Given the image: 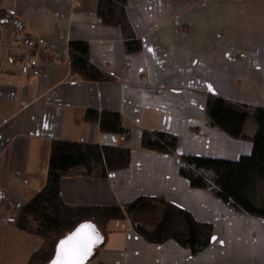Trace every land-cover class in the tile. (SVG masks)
<instances>
[{
    "label": "crops",
    "instance_id": "crops-1",
    "mask_svg": "<svg viewBox=\"0 0 264 264\" xmlns=\"http://www.w3.org/2000/svg\"><path fill=\"white\" fill-rule=\"evenodd\" d=\"M98 0H0V264H28L42 239L16 227L22 207L46 182L54 141L128 148L125 169L104 179L60 181L70 207H120L162 198L212 227L192 256L173 241L157 246L127 221H112L88 264H264V222L229 211L178 175L177 159L141 150L142 132L177 139V154L237 161L251 153L204 121L207 94L264 107V0H126L141 49L96 16ZM183 30V31H182ZM33 40V51L24 40ZM85 42L92 65L112 78L71 75L68 45ZM120 115L128 138L103 134L85 112ZM252 118L244 133L253 135Z\"/></svg>",
    "mask_w": 264,
    "mask_h": 264
},
{
    "label": "trees",
    "instance_id": "trees-1",
    "mask_svg": "<svg viewBox=\"0 0 264 264\" xmlns=\"http://www.w3.org/2000/svg\"><path fill=\"white\" fill-rule=\"evenodd\" d=\"M96 16L103 25L120 30L127 53L140 51V39L126 15V0H98ZM68 56L71 75L86 82L112 81L90 63L85 42H70ZM248 118H252L255 126L251 136L244 133ZM84 121L97 124L103 134L129 136L117 113L88 110ZM204 121L233 140H248L252 146L250 155L237 161L178 155L175 136L148 131L141 134L140 148L175 157L178 175L190 188L205 191L236 215L264 222V107H249L207 94ZM129 161L128 148L51 143L45 185L22 207L16 222L20 231L43 241L28 264H48L58 242L84 223L91 224L101 237L95 252L103 245L112 221H127L130 229L148 244L160 246L173 241L192 256L209 246L212 227L162 198L142 197L120 207L73 208L62 202L59 192L62 179L76 176L104 179L109 173L128 167Z\"/></svg>",
    "mask_w": 264,
    "mask_h": 264
},
{
    "label": "snow or ice",
    "instance_id": "snow-or-ice-1",
    "mask_svg": "<svg viewBox=\"0 0 264 264\" xmlns=\"http://www.w3.org/2000/svg\"><path fill=\"white\" fill-rule=\"evenodd\" d=\"M95 239L93 226L81 225L73 235L60 242L54 264H80L90 253Z\"/></svg>",
    "mask_w": 264,
    "mask_h": 264
},
{
    "label": "water",
    "instance_id": "water-1",
    "mask_svg": "<svg viewBox=\"0 0 264 264\" xmlns=\"http://www.w3.org/2000/svg\"><path fill=\"white\" fill-rule=\"evenodd\" d=\"M84 224H89V223H84ZM84 224H81V225H84ZM81 225H79L74 231H72L70 234H68L67 236H65L63 239H61L58 242V244L56 246V249H55L54 256H53V258L51 259V261L48 264H54V262L56 261V259H57V252H58V245L60 244V242L63 241V240H66L69 236L73 235V233H75L76 230L78 228H80ZM94 236L96 238L95 239V243L92 245V248H91L90 253L85 258H83V260L80 262V264H88V262L93 257L96 248L101 244V237H100L99 233L95 230V228H94Z\"/></svg>",
    "mask_w": 264,
    "mask_h": 264
},
{
    "label": "built area",
    "instance_id": "built-area-1",
    "mask_svg": "<svg viewBox=\"0 0 264 264\" xmlns=\"http://www.w3.org/2000/svg\"><path fill=\"white\" fill-rule=\"evenodd\" d=\"M183 31V30H182ZM21 46L28 50V51H33L34 48H35V44L33 42V40H29V39H26L22 42Z\"/></svg>",
    "mask_w": 264,
    "mask_h": 264
}]
</instances>
